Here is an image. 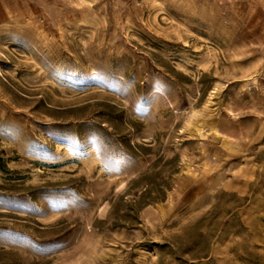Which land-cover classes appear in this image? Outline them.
Returning <instances> with one entry per match:
<instances>
[{"label":"rangeland","instance_id":"1","mask_svg":"<svg viewBox=\"0 0 264 264\" xmlns=\"http://www.w3.org/2000/svg\"><path fill=\"white\" fill-rule=\"evenodd\" d=\"M0 264H264V0H0Z\"/></svg>","mask_w":264,"mask_h":264}]
</instances>
